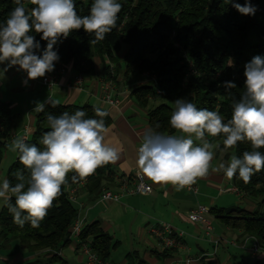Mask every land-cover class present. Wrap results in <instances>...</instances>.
<instances>
[{
	"label": "trees",
	"instance_id": "1",
	"mask_svg": "<svg viewBox=\"0 0 264 264\" xmlns=\"http://www.w3.org/2000/svg\"><path fill=\"white\" fill-rule=\"evenodd\" d=\"M29 10L33 7L30 0H22ZM122 10L118 14L117 26L103 41L92 44L94 34L83 29L73 31L66 39L54 46L59 61L66 67L82 75H92L95 59L102 63V75L115 81L123 67V76L148 78L155 77V86L142 83L135 86L131 96L135 103L147 109V121L151 129L165 134H175L169 124L174 106L168 102L186 99L198 108L219 110L225 122L231 118L232 101L239 100L244 91V65L254 56H264V0H250L257 11L254 16L242 15L233 3L243 5L245 0H118ZM79 15L89 14L93 0H75ZM16 7L14 0H0V25L7 20ZM40 41L37 52L42 55L47 41ZM109 62H106V60ZM233 66H229V64ZM233 81L236 88L225 90L224 82ZM155 87L160 90L156 92ZM92 104H62L55 108L46 105L45 111L36 113L35 128L29 139L43 149L40 140L49 131L46 116L69 114L78 109L86 112V118L95 117ZM105 124L112 122L110 115ZM14 115L10 104L0 99V162L5 148L11 139ZM223 146L224 137L215 138ZM237 156L251 150L247 142L235 149H229ZM264 154V148L259 149ZM29 176V170L20 164L18 152L13 163L6 171V178L12 184L17 183L15 173ZM115 170L112 164L105 165L78 183H72L68 174V183L62 186V195L54 201L53 207L38 228L26 223L20 228L13 223L12 215L6 206L0 209V247H8L16 241L28 252L46 251L45 264H69L60 255V250L70 243L71 227L77 220L78 211L69 197V191L77 185L85 184L89 194L100 195L105 183H112ZM233 185L247 197L257 201L253 211L242 206L230 208L212 207L209 214L226 226L241 231L242 235L254 237L264 249V169L254 173L251 181L245 184L237 175ZM109 188V187H107ZM105 189V188H104ZM13 204L15 197H12ZM88 243L91 249L103 260L109 261L112 250L118 245L109 234L104 232L99 222L85 225L79 236V243ZM167 251V250H166ZM161 254H165V252ZM127 258L132 259V255ZM112 264V263H111ZM136 264H147L140 259ZM254 264H264L257 260Z\"/></svg>",
	"mask_w": 264,
	"mask_h": 264
},
{
	"label": "clouds",
	"instance_id": "2",
	"mask_svg": "<svg viewBox=\"0 0 264 264\" xmlns=\"http://www.w3.org/2000/svg\"><path fill=\"white\" fill-rule=\"evenodd\" d=\"M231 2V0H228ZM16 7L7 20L0 25V64L7 72L13 66L26 72L28 80L45 77L55 69L59 61L54 46L66 39L73 31L83 29L94 34L91 41H103L117 26L122 4L118 0H93L89 14L79 15L75 0H30L33 6L26 8L22 0H14ZM242 15L254 16L257 9L245 0L243 5L233 3ZM41 34L47 41L42 55L40 41L31 33ZM229 66H233L231 63ZM244 91L240 99L232 101L231 118H225L219 110L198 108L186 99L174 102L169 124L177 134H165L154 129H145L135 148L137 174L158 185H172L177 190L191 189L198 180L206 178L210 170L222 172L231 181L238 173L245 183L251 181L254 173L264 169V56L256 55L244 65ZM233 81L224 82L225 90L236 88ZM46 105L53 108L59 101L48 96L44 102H36V113L45 111ZM95 117L86 118L82 109L69 114L46 116L49 131L40 144L26 142V137L17 135L7 145L9 151L18 152V159L29 176L17 171V183L6 177L0 182V201L8 208L13 223L23 228L30 223L38 228L53 207L54 201L62 195V186L78 183L93 175L96 170L108 164H115L121 158L123 142L105 117L111 113L101 106H94ZM223 136L224 150L235 149L239 143L247 142L251 150L242 156L234 152L229 160L213 167L214 149L219 143H212L208 137ZM115 141V142H114ZM198 142V143H197ZM15 197L14 204L11 202Z\"/></svg>",
	"mask_w": 264,
	"mask_h": 264
},
{
	"label": "crops",
	"instance_id": "3",
	"mask_svg": "<svg viewBox=\"0 0 264 264\" xmlns=\"http://www.w3.org/2000/svg\"><path fill=\"white\" fill-rule=\"evenodd\" d=\"M106 62H109L107 59ZM95 69L92 75H83L85 85L78 89L73 85V71L67 67L58 75L57 82L52 88L41 83V78L28 80L26 72L13 66L4 72L7 66L0 64V99L8 102L14 115L11 140L17 135L27 134L29 137L35 128L36 112L33 111L36 102H44L48 96L62 104H92L108 110L112 119L109 125L116 137L123 142L121 158L112 164L115 170L112 183H105L104 188L117 185L122 177L137 174L135 165V148L139 146L140 138L145 129H149L147 109L138 106L131 96L132 89L142 84L143 78L123 76V67L118 72L115 81H112L114 94L120 100L118 105H109L100 101L101 84L106 78L102 75V63L95 59ZM13 86V87H12ZM24 94V100L15 99V93ZM7 97H6V96ZM179 135L180 133H175ZM212 143H219L216 139H209ZM115 142V141H114ZM198 143V142H197ZM233 154L225 151L221 146L214 149L213 167L220 162L229 160ZM17 152L9 151L6 146L0 162V182L6 177L8 167L13 163ZM9 156L10 165L4 170V158ZM142 175V174H141ZM143 176V175H142ZM150 184L152 191L147 194L125 195L118 201L104 200L97 195L89 194L85 184H81L75 191L73 200L77 211V219L83 225L99 222L101 229L118 242L112 253L123 248V256L117 260L112 258V264H136L140 259L147 264H245L243 252L249 256L251 264L257 260L264 262V253L252 254L250 248L254 237L242 235L241 231L234 230L209 214L213 225V233L206 234L200 224L188 220L187 213L198 204L209 208H230L242 206L253 211L257 208V201L243 193L233 190V181H228L222 172H213L197 181V193L188 188L177 190L172 185H158L143 176ZM103 188V189H104ZM3 202L0 201V209ZM164 222L176 230L182 231L180 244L165 254L158 248V243L149 232V228ZM70 243L60 250L69 264H87L86 257L79 246V239L71 238ZM132 255V259L127 258ZM46 251L28 252L21 248L16 241L10 242L8 247H0V264H37L44 263Z\"/></svg>",
	"mask_w": 264,
	"mask_h": 264
},
{
	"label": "built area",
	"instance_id": "4",
	"mask_svg": "<svg viewBox=\"0 0 264 264\" xmlns=\"http://www.w3.org/2000/svg\"><path fill=\"white\" fill-rule=\"evenodd\" d=\"M67 67L64 66L60 61L55 62V69L51 73H47L45 77L41 78V83L47 88H52L56 82L58 75L61 74ZM146 80L150 81L152 85L155 86V77L148 73L144 74ZM73 85L78 89H83L85 85V79L82 74L75 72L73 75ZM156 92L160 93L156 87ZM100 101L109 105H118L120 100L114 94L113 83L110 79H105L101 84V94ZM22 137H26V141L29 139L27 134H24ZM73 187L69 191V197L74 200L75 191L77 189ZM194 193H197V187L193 185L191 189ZM235 192H240L235 186L233 187ZM152 188L150 184L143 178L140 174H134L129 177H122L118 180L117 185L102 190L100 197L104 200H113L118 201L121 197L125 195H137V194H147L151 193ZM210 208L204 204H198L196 208L190 210L187 213V218L189 221L200 224L206 234L213 233V225L211 218L209 217ZM83 225L78 221L74 222L71 227V238L79 239L80 233L82 231ZM149 232L155 237L158 248L160 251L164 252L166 250H171L174 247L180 244V240L183 236V232L176 230L171 225L160 222L155 226L149 228ZM81 251L86 257L87 264H111L110 261L103 260L100 258L89 246L88 243H81ZM250 252L254 255L264 252V249L261 247L260 243L256 238L253 240V244L250 248Z\"/></svg>",
	"mask_w": 264,
	"mask_h": 264
},
{
	"label": "rangeland",
	"instance_id": "5",
	"mask_svg": "<svg viewBox=\"0 0 264 264\" xmlns=\"http://www.w3.org/2000/svg\"><path fill=\"white\" fill-rule=\"evenodd\" d=\"M132 77V76H131ZM143 79H142V81H143V83H150L151 84V82L150 81H148V80H146V78H144V77H142ZM13 87V86H12ZM24 94L25 93H22V92H19V91H17L16 93H15V99L16 100H18L19 102H21V101H23L24 100ZM6 96V95H5ZM7 97V96H6ZM168 104L169 105H172V106H174V104L172 103V102H168ZM10 158H9V156H7L6 158H4V162L2 163L3 165H4V170L5 169H7V167L10 165ZM258 206V205H257ZM123 248L121 247V248H119V249H117L115 252H113L112 253V258L114 259V260H117L118 259V257L119 256H123L124 255V253H123ZM264 253V252H263ZM243 258H244V260H245V264H251V260L249 259V256H248V254L246 253V251H244L243 252ZM37 264H43V263H37Z\"/></svg>",
	"mask_w": 264,
	"mask_h": 264
}]
</instances>
